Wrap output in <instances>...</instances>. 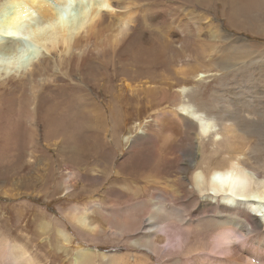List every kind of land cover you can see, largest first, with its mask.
I'll list each match as a JSON object with an SVG mask.
<instances>
[{
  "label": "rangeland",
  "instance_id": "rangeland-1",
  "mask_svg": "<svg viewBox=\"0 0 264 264\" xmlns=\"http://www.w3.org/2000/svg\"><path fill=\"white\" fill-rule=\"evenodd\" d=\"M90 1L69 0L67 6H63V15L66 19L71 18V15H77L82 4L89 7ZM137 1L139 2V0ZM149 1L153 3L154 10L166 12L168 16H171V20L166 24H173L179 33L182 30L181 28L190 20L189 15H187V18L185 17V12L188 14L189 10H192L189 4L180 3L177 0ZM250 1L253 0H215L212 5L202 8V13L208 15L214 24L219 25L225 35L218 39L216 42L217 47H213L212 43L208 41L204 46H197V50H193L195 60L198 59L204 62V68H202L204 74L199 70L196 78H192L186 84L182 83L181 85L187 88L186 100H190L198 109H203L202 111H205L207 115L210 116L211 114L210 118L213 122L211 124L213 134L199 138L201 150L196 158L195 167L201 169L202 172L209 166H222L220 162L236 155V158L246 162L247 168L252 172L251 176L259 180V183H264V181H261L264 180V0L262 2L261 0H254L258 2L246 5ZM11 11L12 8H9L7 13ZM32 15L34 16H29L28 20L24 22L25 24L22 23L20 26V33L24 37L26 45L24 50L18 54L19 58L14 55L0 57V82L6 77L7 72V74L21 72L22 68L15 71L16 67L13 68V65L20 62L21 58L24 59L22 63L26 62V54L31 49L39 48L34 42L33 26L31 25L37 23L41 14L34 10ZM238 16L240 17L238 18ZM136 17H138V12ZM137 21L142 22V18L139 16ZM236 40L237 42H235ZM157 41L154 40L155 43ZM96 50L93 45L90 50L83 49V52L88 53V55H85L86 57L83 55L84 62L78 64V59L74 58L71 65L68 63L67 71L70 70L72 74H76L74 82H79L89 90L90 83L95 87L94 100L102 104L106 112V134L103 133L102 137V141L105 143L104 146L99 148L100 141L95 137V124L89 117L88 111H86L87 107L85 108L84 103L81 102L85 92L76 87L69 89L70 86H73L71 83L73 80L66 78V76L63 79L59 78L56 82L53 81L54 83L51 82L52 89L47 90V95L43 97L41 112L44 113L45 108L51 103H60L56 107L61 108L53 113L57 117L67 120L68 130L65 135L58 136V139L62 138L63 135L64 139L61 142H64L63 145L66 148L68 145V147L74 148L92 146L95 149H89L88 147L82 153L62 154L56 152L53 147L43 144L41 151L43 153L38 155L41 159V165L33 167L28 164L32 155L27 153L30 151L27 149L28 147H25L28 140L26 138L25 141V135L21 130L19 137H16L15 147L13 146L14 154L6 156L5 160H3L5 155L0 156V184H3L1 182L3 176H15L16 174L23 176L25 174V176L30 177L34 173V176L40 182L38 181L39 185L34 182L33 189L39 191L42 188V190L41 194L38 195L39 199L32 198L31 186L25 189L26 193L23 194L26 195L25 197H14L0 193V230L13 237V235L23 232L19 230L23 229L22 226L25 225L26 221L29 222L28 231H30V236L32 235V237L29 236L31 239L35 236V233L31 231L38 230L39 237L37 240L41 244L40 249L38 248L37 251L42 254L43 264H59L63 259L65 264H72V255L74 256L76 253L75 256H77L80 253V247L108 254L128 253L125 257L114 258L113 264H139V261L141 264H184L180 259L187 251L185 248H183L185 250V252L183 250V254L176 250L162 253L161 256L151 253L146 248H139L134 245V242H131L144 239L141 233H134L137 235L135 236L132 230L131 234H123L122 239L118 240L114 238L112 240L110 237L108 238V235L106 237L99 232L95 237H91L85 233V231H88L87 229H82L76 219L69 216L75 207L74 205L99 202L103 206L90 209L91 215L88 221L90 220L106 229L115 228V224L121 223L125 217L133 216L132 220L137 223L141 221V215L143 217L148 214L147 210H142L137 205L139 201L147 198L157 188L162 187L165 189L164 183L170 185L176 179L179 181L184 179L183 182L186 181L187 187L194 189V195H192L193 197L191 195L186 197V200H188L186 202L187 209L179 213L186 214V217H191L194 220L195 216H193L192 209L197 201L205 198V192L213 194V192L206 190L200 191L199 186L193 184L192 176L196 168H187L184 164L188 156L185 155L183 149L195 151L193 142H198V139L193 126L189 124L188 120L183 119L180 114L183 111L178 104L183 99L177 96L179 87L174 86L168 98L162 102L157 101V104L155 101L150 102L151 100L145 98V95L142 94L141 100L144 106L140 104L137 108V103L140 101L138 96L130 90H128V93L125 91L127 82L132 81L136 84L139 80L138 77H141L134 70L135 68L130 65L132 62L122 58V54H120L121 56L116 55L114 49H108V52L105 53ZM127 51L131 52V49H126L124 53ZM112 55L115 57L114 60H112ZM62 56L67 59V56ZM191 63H193L192 58L185 52H181L176 56L168 55L165 62L152 67L151 73L154 77L152 85H156V83L154 84L155 80L160 83L168 77L170 81H176L175 71H178L180 67H187ZM54 68L53 71H55ZM141 71L143 77L151 75L146 69ZM50 73L51 75H49ZM49 74L46 75L51 79L53 77L52 71ZM82 74L88 77L84 84L82 83ZM56 76L60 77L61 75ZM104 76L109 77L108 83L116 89L117 86L124 89L125 94L121 95L122 97H119L118 101L120 103L122 101L128 108V113L123 112V108L120 106L123 112L121 114V128L117 124L120 120L119 115L113 112L114 108L113 111H110L107 106L109 99H114L111 90L103 91L107 81H102L99 87L96 85L98 80ZM122 79L131 81L121 82ZM141 79L143 78L141 77ZM66 92L69 96L66 95ZM159 93L160 91L156 92V97ZM26 94H28V91H26ZM77 95H80L81 98L79 99ZM130 97H132V101ZM2 101L8 104L7 97ZM19 101L25 109V105H27L25 97ZM129 101L131 104H128ZM5 103L0 106V125L6 122H14L17 118V115H13L14 113L11 112L13 104L10 110ZM21 105L16 104L15 107ZM31 108L33 107H29L30 110ZM172 111L174 115H172ZM26 115L24 114L22 118H25ZM176 117L183 119V121L179 119L177 121ZM25 120L17 123L18 127H23L26 123L27 125L32 124L29 120ZM244 123L245 126L242 128ZM230 125L233 127L232 131L227 129ZM254 127L253 133L247 131L248 128ZM44 129L45 126H42L40 138H43L42 141L45 142ZM234 129L237 132H234ZM1 141L0 147L3 144V141ZM68 172L71 173V179L67 177L69 176ZM256 173L261 176L257 177ZM64 184H69L72 187V198L68 196ZM7 187L12 189L11 184ZM56 187L58 191L55 193L53 190ZM187 187L186 185L182 186V188ZM168 197H171V195L168 194ZM220 198L218 197V199ZM174 200H177V198ZM24 201L32 206L21 204ZM179 202L182 203V200H179ZM13 205L18 207H13ZM23 214L26 219H20L21 216L24 218ZM259 216L264 218L262 214ZM38 218H40L41 226L34 225ZM166 224H169V227L175 230V224L171 223L170 220ZM191 224V231L195 234H203L204 231H209L205 226H198L196 221ZM43 230L48 231L45 234L42 233ZM64 231L68 237L62 238L64 235L60 236V233ZM23 233L28 234L27 231ZM204 237L208 238L204 241L205 243L198 237L199 239L192 241L193 246L198 248L211 241L212 236L209 237L205 233ZM66 238L69 240H66ZM58 240L61 249H58ZM169 241L164 244V246H167L165 247L166 251L170 250V245H167ZM31 242L34 244V241ZM91 264H105V260L97 256L93 258Z\"/></svg>",
  "mask_w": 264,
  "mask_h": 264
},
{
  "label": "bare ground",
  "instance_id": "bare-ground-1",
  "mask_svg": "<svg viewBox=\"0 0 264 264\" xmlns=\"http://www.w3.org/2000/svg\"><path fill=\"white\" fill-rule=\"evenodd\" d=\"M144 1L145 0H139V2L137 0H91L88 4L89 7L86 4H82L79 8L80 10L78 9L79 13H77V15H71V18L66 19L62 9L63 6L68 4L69 0H0V57L3 55H14L18 57V54L24 50L26 45L24 43L25 39L20 33V26L22 23L25 24L24 22L28 20L29 16H34L32 15L34 10H37L41 14L37 23L31 25L33 26L34 42H36L39 48L31 49L30 51L28 49L29 52L26 54V62L22 63L24 59L21 58L22 60L20 62L13 65V68L16 67L15 71H18L20 68H22V71L19 73L7 74L8 72L6 70V77L0 82V106L2 103H5L2 100L7 97L8 104H5L10 110L13 104V110H11V112L14 113L13 115H17L14 122H6L0 125V141H3L0 147V156L5 155L3 160L6 159V156L8 157V155L14 154L13 146L21 130H23L22 132L25 135V141L26 138L28 140L26 141L25 147H28L27 149L30 151L27 153L32 155L31 159H29L30 163L27 162L33 167H39L41 165V159L38 155L43 153L41 152L42 146H44L43 144L48 147H53L56 152L58 151L62 154H78L87 150L88 147L89 149L94 148L92 146H79L74 148L68 147V145L67 148L64 147V142H61L64 139L63 135L60 139H58V136L61 134L65 135V132L68 130V122L66 119L59 118L53 113L61 108L56 107V105L60 103H51L45 108L44 113L41 112L43 109V97L47 95V90L52 89L51 82H56L59 78L63 79L65 78L64 76L73 80L71 82L73 86H70L69 89L76 87L85 92L82 98L80 95L77 96H79V99L81 98V102L84 103L85 108L87 107L86 111H88L89 117L95 124V137L100 141L99 148L104 146L105 143L102 141V137L106 130V112L104 106L94 100L95 87L90 83L89 90V88H86L79 82H74L76 74H72L70 70L69 72L67 71L68 63L71 65L74 58L78 59V64L84 62L83 55L86 57L85 55H88V53L83 52V49L90 50L93 45L95 49H97L96 51H101L102 53H105L108 49H114L116 55L121 56L120 54H122V58L132 62L130 65L132 68H135L134 70H136L143 79L138 77L139 80L136 84L129 79H122L121 82L131 81L126 83L125 91L128 93V90H130L133 94L138 96L140 101L137 103V108L140 104L144 106L141 100L142 94L145 95V98L150 99V102L155 101L157 104V101L162 102L168 98L174 86L179 87V89H177V96L183 99V101L178 104L183 111V113L180 114L183 116V119L188 120L189 124L193 126L198 139V142H193L195 151H192V149H183L185 155L188 156L186 160L184 159V164H186L187 168L195 167L196 158L201 150L199 138L201 136L204 137L213 134L211 125L213 122L210 118L211 114L210 116L207 115L205 111H202L203 109H198L190 100H186L187 88L181 84H186L192 78H196L199 70L204 74V70L202 69L204 68V62L198 59L195 60L193 57V50H197V46H204L208 41L212 43L213 47H217L218 45L216 46V42L219 38L221 39L222 35H225L219 25L214 24L208 15L202 13V8L212 5L215 0H177L180 3L189 4L192 9L191 11L189 10L188 14L185 12V17L187 18V15H189L191 21L189 20L183 28H181L182 30L180 29V33L173 24H166L171 20V16H168L166 12L154 10L153 3L149 0L142 4ZM262 1L263 0H261V2ZM257 2L258 1L253 0L247 2L246 5ZM9 8H12V11L7 13ZM137 12L138 17L140 16L142 18V22L137 21ZM239 17L240 16H238V18ZM154 40H158L157 43H155ZM235 42H237V40ZM236 47L235 49H237ZM126 49H131V52L127 51L124 53ZM181 52L187 53V55L192 58L193 63L187 67H180L178 71H175L177 76L176 81L172 82L168 77L164 78L160 83L158 80H155L154 84L156 83V85L153 86L152 82L154 77L151 73L152 67L165 62L168 55L171 54L172 56H176ZM62 55L67 56V59H65V57L63 58ZM114 59L115 57L113 56L112 60ZM182 60L181 57V61ZM48 62L49 64H47ZM19 64L21 65L19 66ZM53 68L55 71H53ZM145 69L150 72L151 75L143 77L141 70ZM50 71H52L53 76L51 79L46 75L49 74ZM58 74L61 76H56ZM49 75H51V73ZM81 76L83 77L82 83L84 84L88 77L85 74ZM105 77L106 76L100 78L96 85L99 87L102 81H107L103 91L111 90L114 98L113 103V100L109 99L107 106L110 111H113L114 108L113 112L119 115L120 120L117 124L121 128V114L124 111L128 113V108L121 100V103L118 101L119 97L121 98V95L125 94L124 89L121 88V86H117L116 89V87L108 83L109 77ZM28 86L30 89L27 88ZM26 91H28V94H26ZM157 91H160V93L156 97ZM66 95L69 96L68 92H66ZM23 97H25L27 102L25 109L19 101L21 98L23 99ZM83 98H85L84 101H82ZM130 99L132 101V97H130ZM16 104L21 106L15 107ZM128 104H131V102L129 101ZM31 106L33 108L30 110L29 107ZM120 106L123 108V112ZM171 113L174 115L173 111ZM175 113L179 116L177 112ZM24 114L27 115L25 118H22ZM24 119H26L25 121L29 120L32 124L27 125L26 123L23 127H18L17 123L23 122ZM177 119L179 118L176 117V120ZM183 119L179 120L183 121ZM45 122L46 124H44ZM233 123H235V121H233ZM254 125L256 126V124ZM42 126H45L43 134L44 137H46L45 142L44 140L42 141L43 138H40ZM243 126H245V123L242 125V128H244ZM232 128L231 125L227 127L229 131H232ZM258 129L260 130L259 127ZM254 130L255 127L248 128L247 131L253 133ZM235 131L234 129V132ZM220 163H222L220 164L222 166H209L202 172L200 171L201 169L195 167V173L192 176L193 184L199 186L200 191L206 190L213 192V194L205 192V198L197 201L192 209L193 216H195L194 220L191 217H186V214L182 215L179 213L187 209L186 202H188V200H186V197L194 195V189L188 188L186 181L183 182L184 179L181 181L176 179L175 182L170 185L164 183L166 186L165 189L162 187L157 188L156 191H152L151 195L147 198L139 201L137 205H139L142 210H147L148 214L143 217L141 215V221L137 223L132 220L133 216L125 217L121 223L115 224V228L106 229L100 227L98 224H94V222L90 220L88 221L91 215L90 209L103 206L99 202L74 205L75 207L72 209L69 216L72 219H76L82 229H87L88 231H85V233L91 237L103 233L104 236L107 237L108 235V238L110 237L112 240L113 238L118 240L120 238L122 239L123 234H131L132 230L133 234L141 233L144 239H137L131 242H134V245H137L139 248H146L151 253L160 255L176 250L183 254V248H185V250H187L186 253L183 255V258H179L184 264H264V218L259 216L260 214L264 216V183H259V180L251 176L252 172L247 168L246 162L236 158V155L230 156L229 159H225V161ZM68 173L69 176L67 177L71 179V173ZM256 176L260 177L261 175L256 173ZM38 181L34 173L30 177L25 176V174L23 176H18L17 174L15 176H3L1 181L3 184H0V193H5L14 197L24 196L23 194L26 193L25 189L31 186L32 198L39 199L38 195L41 194L42 188L39 191L36 189L34 191L33 189V183L35 182L39 185L40 181ZM8 183L9 185L11 184L12 189L7 187L9 186ZM183 185H186L187 188H182ZM65 190H67L66 192L70 197L73 191L72 187L67 184L65 185ZM56 191H58L57 187L53 192L56 193ZM168 194H170L171 197H168ZM74 195L76 194L74 193ZM72 196L70 198H72ZM218 197L221 198L218 199ZM175 198H177V200H174ZM179 200H182V203H180ZM21 204L28 203L24 201ZM28 206L32 205L28 204ZM13 207L17 208L18 206L13 205ZM20 219H26L25 215L24 218L21 216ZM168 220L175 224V230L169 227V224H166ZM194 221H196L197 225L200 227H207L209 231H204L203 234H195L191 231V223ZM34 225L41 226L40 218L35 221ZM22 228L23 229L19 231H27L28 234L19 232L13 235V237H10L0 230V264H43L41 260L42 254L37 251L41 244L40 241L37 240L39 237L38 230L31 231L35 233V236L31 239L30 237H32V235L30 236V231H28L29 222L26 221ZM46 231L43 230L42 233ZM205 233L209 237L212 236L211 241L207 240V244L201 245L198 248L196 247V249L192 241L200 237L204 242L208 239L204 237ZM63 235L64 237L62 238L67 236L65 231L60 233V236ZM56 237L58 236L56 235ZM66 240L69 239L66 238ZM168 240H170L168 242L169 244H167L170 245V250L168 249L169 251H166L165 247L167 246H164V244ZM31 241H34V244ZM57 244L58 249H61L62 247L59 245V240ZM79 250L80 253H78L77 256H75L76 253L74 256L72 255V264H91L93 258L97 256L104 259L105 264H113L114 258H122L128 255V253L108 254L96 252L84 247H80ZM59 264H65L64 259L59 262ZM139 264H141L140 261Z\"/></svg>",
  "mask_w": 264,
  "mask_h": 264
}]
</instances>
